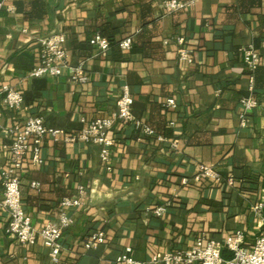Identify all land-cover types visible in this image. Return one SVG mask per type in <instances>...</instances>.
<instances>
[{
	"label": "crops",
	"instance_id": "1",
	"mask_svg": "<svg viewBox=\"0 0 264 264\" xmlns=\"http://www.w3.org/2000/svg\"><path fill=\"white\" fill-rule=\"evenodd\" d=\"M13 1L0 10V85L19 89L24 101L15 111L0 103L1 126L40 116L76 135L95 118H116L128 85L134 116L154 133L117 121L108 164L96 143L46 136L42 162L33 165L30 151L25 159V212L40 230L58 222L61 199L79 186L81 205L66 210L73 221L56 260L40 238L29 245L7 233L9 215L0 208V264H122L116 258L127 249L148 262L155 252H182L200 238L224 242L236 232L250 249L264 227V0H179L188 5L173 12L166 0H43L38 16L16 11ZM103 25L115 44L98 55L89 40ZM54 32L66 36L71 63L85 60L87 82L28 77L40 59L37 39ZM128 36L133 47L119 49ZM249 45L259 53L253 73L242 55ZM181 46L192 50L191 63L179 59ZM248 95L257 105L241 126L240 100ZM168 98L175 108L165 106ZM10 142L0 131V196ZM203 165L224 181L192 180ZM259 203L261 216L253 211ZM96 230L104 241L86 245Z\"/></svg>",
	"mask_w": 264,
	"mask_h": 264
},
{
	"label": "built area",
	"instance_id": "2",
	"mask_svg": "<svg viewBox=\"0 0 264 264\" xmlns=\"http://www.w3.org/2000/svg\"><path fill=\"white\" fill-rule=\"evenodd\" d=\"M3 4L4 0H0V10ZM187 5V2L179 0H166L164 2L167 12L185 8ZM178 42L183 44V39H178ZM37 43L40 47V59L38 65L28 72L29 78L68 74L73 82L84 83L88 81L89 76L86 74L84 67L85 60L75 64L71 63L66 49V36L63 33L54 32L39 37ZM89 43L95 48L98 55H105L111 49L109 40L99 33L91 37ZM118 46L122 50H129L132 46V38L128 36L121 39ZM242 55L244 63L253 73L259 65V53L252 45H249L243 48ZM178 57L180 60L191 63L193 61L192 50L181 46L178 49ZM23 100V94L19 89L7 84L0 85V103L4 104L7 109L18 110L22 106ZM132 104L133 96L129 87L123 85L116 101V118H95L79 133L72 136L66 135L61 129L47 126L40 116H30L23 122H16L8 126L0 125V131L11 140L9 144L10 161L2 172V195L0 196V208L5 209L9 215L7 233L14 235L19 242L29 245L35 244L37 239L40 238L49 249L50 256L54 260L57 259L61 249L63 230L73 221L67 215L66 210L81 205L84 188L79 186L77 195L61 199L59 203L60 215L57 223L48 222L40 230H36L30 216L23 208L20 191L21 174L25 168L27 153L31 152V163L38 165L42 162L40 152L44 138L46 136H63L67 141L83 140L100 145V158L104 164H108L111 161V148L116 143V137L112 129L117 121L120 125L132 124L142 136L154 133L148 125L134 116ZM240 105V124L245 126L247 114L257 105V101L252 95H248L241 98ZM165 106L175 108L174 98H168ZM191 179L194 181L203 179L215 182L224 181V178L213 167L204 165L199 168V171ZM189 180V178H183L181 181L183 184H187ZM227 183L232 184L233 180L228 178ZM32 185L36 186L37 184L33 182ZM262 208V204L259 203L253 206V211L261 216ZM164 210V207H158L154 212L161 215ZM103 241L104 232L96 230L88 234L84 242L88 246H94ZM242 242V233L236 232L224 242L200 238L195 246L182 252H155L148 262L134 259L130 254V249H127L117 256L116 261L122 264H264V227L250 249L245 248ZM224 249L232 253L230 259L223 257L222 252Z\"/></svg>",
	"mask_w": 264,
	"mask_h": 264
},
{
	"label": "trees",
	"instance_id": "3",
	"mask_svg": "<svg viewBox=\"0 0 264 264\" xmlns=\"http://www.w3.org/2000/svg\"><path fill=\"white\" fill-rule=\"evenodd\" d=\"M42 3H43V0H29V2H25L23 0H14L13 1V4L15 6L16 11H23V13L33 14L35 16L42 14L40 11ZM96 33H99L102 36L106 37L109 40V42L111 43V46L113 44H115L113 33L107 25H103L99 29V31H97ZM117 47L120 49V47L118 45H117ZM132 47H133V42H132L131 48ZM222 255L224 258H228V259H230L232 257V253L227 249L223 250Z\"/></svg>",
	"mask_w": 264,
	"mask_h": 264
}]
</instances>
